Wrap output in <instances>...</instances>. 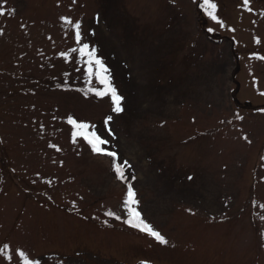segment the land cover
<instances>
[{"label": "rangeland", "instance_id": "1", "mask_svg": "<svg viewBox=\"0 0 264 264\" xmlns=\"http://www.w3.org/2000/svg\"><path fill=\"white\" fill-rule=\"evenodd\" d=\"M212 2L223 27L202 0H0V264H264V0ZM128 184L167 244L124 223Z\"/></svg>", "mask_w": 264, "mask_h": 264}, {"label": "snow or ice", "instance_id": "2", "mask_svg": "<svg viewBox=\"0 0 264 264\" xmlns=\"http://www.w3.org/2000/svg\"><path fill=\"white\" fill-rule=\"evenodd\" d=\"M243 3L245 6L248 5L249 0H243ZM199 6L205 10L208 17L211 18L212 21H216L217 23H220V25L223 27V23L218 20L216 15V9L217 5L212 2V0H202V3L199 4ZM251 11V9H248ZM4 15L3 11H0V16ZM65 23L71 24L72 28L75 31V41L79 47L72 48L70 51L72 53H79V56L85 59V63L87 64V74L89 77L95 76L96 80L99 84L103 85L102 89H92L90 88L88 91L91 93H94L97 97H105L109 96L111 99L112 104V111L116 113H120L123 111V108L121 106V102L123 100V97L118 94L115 87H113L111 83V78L109 75V70L104 65L103 61L97 56L96 49L94 47H90L88 43L81 44V41L83 39L81 31H80V23L75 22L74 24L72 21L68 18H63ZM209 32L213 31V29L209 28ZM234 31V29H233ZM3 34V30L0 29V35ZM259 42V41H257ZM61 55H66L62 53ZM258 59H264V57H257ZM264 95V93H261ZM112 119L111 116L107 117L105 120V124L108 123ZM242 119V117H240ZM67 123L72 126V139L73 142L76 141L77 137H82L83 140L87 142L88 145H90L91 150L93 153L97 155H105L112 158V168L114 172L116 173V178L119 180H125V167H130L127 161H124L123 164H120L117 162V153L114 151H108L106 148H104V145L108 144L107 139L101 138L100 135H97L96 131H88L89 125L83 122L78 123L76 119L69 116L67 118ZM109 135H111V129H108ZM245 140L248 138L245 136ZM249 143L251 141H248ZM52 147H55V145H50ZM57 151L60 149L57 148ZM135 179V177H132ZM191 179V177H189ZM139 201L135 198V192L132 188L131 184H128V190L126 193V198L123 201L124 208L126 209V215L127 219L124 220V223L128 224L130 227L138 229L139 231L146 233L147 235L153 237L156 241H158L161 244H167V240L160 234V232L153 229V227L147 223L143 218L141 213L137 210V205ZM106 215L110 217H114L117 220L121 219L120 215H116L115 213L109 211L106 213ZM8 248V245H4V248L0 249V253H3L5 249ZM17 255L21 258L22 264H40L39 260L35 259H29L26 254L23 251H18ZM8 260H11V255H7L5 257Z\"/></svg>", "mask_w": 264, "mask_h": 264}, {"label": "trees", "instance_id": "3", "mask_svg": "<svg viewBox=\"0 0 264 264\" xmlns=\"http://www.w3.org/2000/svg\"><path fill=\"white\" fill-rule=\"evenodd\" d=\"M5 75V73L2 75V76H4ZM0 94L2 95V94H9V96L11 97V95L13 94L12 92H9L8 90H3L2 92L0 91ZM16 97V99L14 100V102L15 101H17L18 100V96H15ZM13 97H11V99H12ZM1 100H2V98H0V102H1ZM12 101H13V99H12ZM5 104H7L6 102H5V99L2 101V103H0V106H4Z\"/></svg>", "mask_w": 264, "mask_h": 264}]
</instances>
